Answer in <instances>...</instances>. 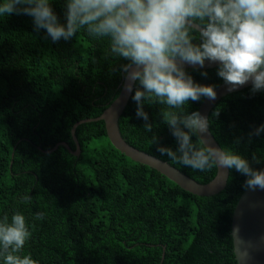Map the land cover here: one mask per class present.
Returning a JSON list of instances; mask_svg holds the SVG:
<instances>
[{
    "label": "trees",
    "instance_id": "1",
    "mask_svg": "<svg viewBox=\"0 0 264 264\" xmlns=\"http://www.w3.org/2000/svg\"><path fill=\"white\" fill-rule=\"evenodd\" d=\"M64 3L51 0L61 23ZM108 49L106 37L94 38L84 29L54 43L44 30H34L30 16L0 17V218L11 219L15 211L25 215L31 238L21 254L38 264H160L162 253L161 264H236L230 219L246 178L234 169L222 190L195 195L115 149L102 120L76 126L79 155L62 145L51 150L60 141L74 149L72 125L98 116L116 97L124 75L120 65L127 61ZM186 70L197 83L216 88L224 82L217 66ZM134 90L118 118L123 139L207 183L215 167L197 171L157 151L153 134L160 145L177 147L162 121L165 106L144 104L153 124L146 131L135 114ZM202 100L189 101L186 110L197 111ZM208 119L220 147L245 156L254 168L264 167V133L250 136L264 123V91L253 94L250 85L229 93ZM24 195L31 201L22 202ZM36 212L44 218L35 220Z\"/></svg>",
    "mask_w": 264,
    "mask_h": 264
},
{
    "label": "clouds",
    "instance_id": "2",
    "mask_svg": "<svg viewBox=\"0 0 264 264\" xmlns=\"http://www.w3.org/2000/svg\"><path fill=\"white\" fill-rule=\"evenodd\" d=\"M64 7L61 23L51 0H3L0 17L30 16L34 30H44L54 43L71 40L81 29L94 38L106 37L109 54L127 61L120 65L124 89L127 93L135 89L131 97L135 114L146 131L151 132L153 124L144 104L165 106L162 121L177 147L160 145L153 134L152 143L161 156L201 172L234 169L246 178L245 189L264 191V168H254L245 156L206 139L208 117L186 110L189 101H214L217 92L214 85L195 82L185 67L202 69L205 61L215 63L217 76L229 91L249 83L253 94L264 91V0H65ZM261 133L264 123L250 136ZM252 160L259 163L255 155ZM21 201L28 203L31 196L24 195ZM43 218V212L34 214L35 220ZM239 231L235 226L231 235L239 245L241 261H247L251 245ZM30 238L23 213L0 218L4 264H38L30 254H21Z\"/></svg>",
    "mask_w": 264,
    "mask_h": 264
},
{
    "label": "water",
    "instance_id": "3",
    "mask_svg": "<svg viewBox=\"0 0 264 264\" xmlns=\"http://www.w3.org/2000/svg\"><path fill=\"white\" fill-rule=\"evenodd\" d=\"M216 66L217 64L215 63H209L208 61H205L204 68L202 69L213 68ZM185 67L189 69H201L199 67L193 68L190 65H185ZM124 85L125 80L123 75L116 97L108 104L106 108L103 109V111L98 116L94 118L79 120L72 125L70 129V136L74 144V149H71L66 142L60 141L57 142L51 148V150H54L57 146L62 145L72 155H79L80 148L75 137L76 126L79 123L85 121L102 120L104 124L105 135L110 144L129 159L156 170L157 172L174 182L180 188L187 190L195 195L209 196L216 194L217 192L222 190L226 183L228 170L223 173L216 168L215 175L207 183L201 184L186 176L184 173H182L166 161H163L155 156L138 150L137 148L128 144L125 139H123L118 128V118L121 115L131 95V93L125 92ZM250 85L251 84L249 83L242 87L229 91L228 86L225 84V82H223L215 88L217 92L216 99L214 101H209L203 98V100L198 105L197 111L208 117L211 108L221 97L229 93L241 90ZM205 138L210 140L215 145L219 146V144L209 131V128L207 136ZM43 152L46 153L49 151ZM235 226H239L240 237H242L246 242H249L251 245V247L248 248L250 257L247 261H241L239 256V245L231 235L232 230ZM230 236L232 241V252L236 264H264V191H250L247 189L243 190V192L237 199L231 214ZM162 258L163 253L161 254L160 264L162 262Z\"/></svg>",
    "mask_w": 264,
    "mask_h": 264
},
{
    "label": "bare ground",
    "instance_id": "4",
    "mask_svg": "<svg viewBox=\"0 0 264 264\" xmlns=\"http://www.w3.org/2000/svg\"><path fill=\"white\" fill-rule=\"evenodd\" d=\"M138 163V162H137Z\"/></svg>",
    "mask_w": 264,
    "mask_h": 264
}]
</instances>
